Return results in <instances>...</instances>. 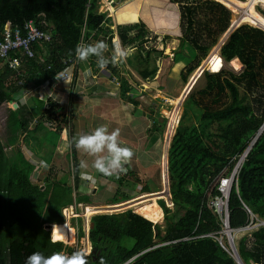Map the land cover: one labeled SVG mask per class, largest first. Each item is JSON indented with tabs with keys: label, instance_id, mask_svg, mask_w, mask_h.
Segmentation results:
<instances>
[{
	"label": "trees",
	"instance_id": "1",
	"mask_svg": "<svg viewBox=\"0 0 264 264\" xmlns=\"http://www.w3.org/2000/svg\"><path fill=\"white\" fill-rule=\"evenodd\" d=\"M171 2L179 4L182 44L187 42L194 49V56L181 71L185 82L231 26L232 11L218 0ZM101 4L102 0H0L1 37L7 23L13 28L23 27L29 20L52 32L50 41L34 44L33 56L15 49L8 58L0 57V106L11 100L18 105L8 110L6 141L0 135V264H25L26 257L35 251L45 256L54 253L71 256L75 252L72 243L53 240L47 226L65 222V207L93 202L91 194L81 190L75 147L71 146L68 152L71 170L50 165L53 154L50 150L49 161L45 158L50 167L41 176L42 167L26 157L21 144L29 130L36 134L39 129L49 128L60 134L63 122L69 123L68 131L73 135L74 108L49 96L46 100L36 99L37 110L33 113L16 94L30 81L51 84L50 79L64 70H72L73 78L58 86L72 84L78 67L87 62L98 67L94 56L86 61L77 60L75 48L78 44L104 41V37L114 45L115 32L108 24V10H101ZM137 20L132 15L118 20L121 24L117 33L124 45L136 41L144 45L148 41L150 31L143 21ZM147 52V57L140 54L144 67L140 73L144 79L155 73L148 70L151 50ZM220 55L226 61L238 58L242 69L205 70V85L190 92L183 103V113L168 150L174 208L167 206L164 199L160 204L165 226L132 208L97 212L91 216L92 250L84 257L86 264H122L135 255L127 264H237L212 235H200L222 228L220 216L208 206L210 197L218 193L213 183L225 168L234 167L264 125V29L249 22L238 25L221 45ZM14 58L21 59L17 68L10 64ZM107 68L112 75L120 74L117 64L109 63ZM122 79L125 95L130 84ZM165 123V117L154 120L152 129L157 135L163 134ZM128 176L129 172L125 176L109 175L116 180L117 188L107 204L133 197L122 189L132 179ZM143 189L150 191L148 184ZM244 203L264 218V130L244 159L229 195L232 227L249 220ZM75 220L73 225L80 240L85 235L83 218ZM238 250L245 264L264 263V226L241 236Z\"/></svg>",
	"mask_w": 264,
	"mask_h": 264
},
{
	"label": "rangeland",
	"instance_id": "2",
	"mask_svg": "<svg viewBox=\"0 0 264 264\" xmlns=\"http://www.w3.org/2000/svg\"><path fill=\"white\" fill-rule=\"evenodd\" d=\"M130 1H134V0H115V2L112 4V6H110L109 4L106 3L105 0H102L101 10H108V18L110 20L108 24L110 25L111 29H113L115 32L114 37L112 39V42H114V45L119 44L122 46V44H123L121 42V39H120L118 33H117V26H118V24H121V22H118V20L119 19H126L130 15H132L134 18H138V20L135 22L143 21L145 23L147 29L150 31V34L147 36H150L151 38L152 37L153 38L147 43L148 46L152 47L153 45H157L158 48H163V46H165L164 51L156 52V54L153 53V59L156 58V61L154 60L151 63V65L157 64L159 69L162 71L161 75L158 78V80H159L158 81L159 82L158 89L159 90L153 91V93H152V91H150L151 86L147 85L146 89H144V91H143L144 93L147 94V98L142 97L141 100L146 101L148 103H149V101H151V100H149V98L150 99L152 98L153 100L157 99L158 103H160V101H161V103L163 105V107H161V109H160L161 114L163 116V117H161V120H164V117H165L166 123H165L164 131H163V138L161 139L160 143H158L157 148L154 149L155 152L153 151L154 152L153 156H150L151 153L149 150V156L150 157L142 156L146 160H144L143 158H141L139 156V158L142 160L141 166H139L138 161H135V162L133 161L131 164L132 168H134V170L138 171L137 172L138 173L137 174L138 180L136 181V184H135V182H133L134 186L131 189L126 188L127 186H124V188H122V189L125 192L130 193L131 196H134L133 199L138 198L135 202H139V200L151 198L150 195L142 197L143 195H146V193H154V192L159 193V192L163 191L164 193L162 192L161 194L159 193L156 195H159L160 197L162 196V199L165 200L166 205L169 206L170 208H174L173 202H171V197H169V195H168V190L170 189L169 177L167 175V173H168V171H167L168 146H169L171 138L173 137V135L175 133L176 127L179 124L180 118L182 116L183 103H184L186 97L190 94V92H192L195 89H199V88L203 87L206 83L204 72H205V70L211 71V69L206 65V60H207L208 56L210 55V53L212 51L219 48L223 44V42H225V40L230 35L232 28L230 27L221 36V38L219 39L220 43L218 42L213 48H211L208 55L201 61V64L189 75L188 80L184 82L182 75H181V71L184 69L187 61L192 59V57L194 56V49L187 42H183V44H182V34L183 33H182L181 24H180L179 4L171 2V0H139L140 1V7H139L140 10L138 8V13L140 11V15H139L135 11L132 13L130 12L133 9L132 8L133 6L131 7V6L124 5ZM218 1L224 3L225 5L227 4L226 2H224L226 0H223V1L218 0ZM226 6L229 7L232 11V22H233L234 20L237 19V17L239 16V13L236 9L230 7L228 4ZM112 8H115V9L118 8L117 12L114 13ZM256 11L264 16V11H261L260 8L257 7ZM175 12H177L176 18H174ZM124 23H130V22H124ZM177 29H178V31H177ZM102 40H105V43L108 46L106 51H105V55H110L114 45L112 46L110 44L108 37L107 38L104 37ZM129 45H131V44H129ZM125 47H127V46L123 44V48H125ZM177 53H178V55H177ZM174 54L177 55V57L176 56L174 57ZM176 58H178V59L175 60ZM232 60H230V61L224 60L223 66L221 67V69L227 68V69L235 70L237 72L240 71L242 69L241 68V62H240V66L238 67L234 64V62H232ZM116 64L118 65V67L120 69V73L122 75L128 77V79L132 82L134 88L140 89L142 80H144L141 78L140 74H137L134 71H133L134 73H132L128 67H124V66H127L125 59L119 60ZM74 65L76 66V63ZM74 73H75V67H74ZM194 76H195V79L193 82L194 83L193 87H192L193 89L191 88L190 90L188 89L189 91H187L186 87ZM196 78L199 80H197ZM115 79L117 80L118 78H115ZM154 80H144V81H146L145 82L146 84H150L149 81H154ZM116 86H117V88L114 89V91H111V93L113 92L112 96L115 99L119 98V94L121 91V89L119 88V83H116ZM44 87H48V86L44 85ZM35 90H36V88H35ZM50 91H52V93L55 96H59L57 90L51 89ZM133 91H134L133 96H136V99L140 98L143 95V94H137L135 90H133ZM168 98L170 99V101ZM176 100H177V102H176ZM57 101L62 102V104H65L64 101L63 100L61 101L60 98H58ZM109 102H112V100L110 99ZM10 107L14 108L13 104H2L0 106V135L3 137V139L5 141H6V118H7L8 110ZM137 114H139V112ZM171 118L173 119V121H171L172 120ZM54 124L56 125V123H54ZM140 124H141V127L145 126V123H143V122H141ZM149 124H152V123H150V120H149ZM62 125L64 127H66V129L68 130L69 123L63 122ZM97 125L99 126V123H97ZM42 130H43V133L41 132L40 134H38V133L35 134L34 131L29 130L28 134L25 137L26 139L24 138V140H25L24 142L29 143L30 139H32V137H33V141L31 140L33 145H43L44 143L47 142V144L50 145L49 148H54V147L58 146V144L61 142L60 134L57 133L55 130H52V129L50 130L49 128H46V129L43 128ZM82 132H84L83 129H82ZM82 132L79 131V133H82ZM35 135H37V138H34ZM132 135L134 136V132L132 133ZM67 142H68V140H67ZM138 142L140 143V145L142 144V146L145 145V142H143L142 139L138 140ZM46 159L49 161V158L46 157ZM147 162L149 164H151L150 167H153L152 168L153 170H156V175L158 177L159 183L156 187H154L153 191H147L144 193V192L140 191V185L143 184L141 181H143L142 179L145 180L146 174H144V176H142V174H139V173L142 172L141 171L142 168H144L143 170H145V168H146L147 170L150 171L148 166H145ZM155 163H156V165H153ZM71 164L72 163H71L70 159H69V161L66 160V161L59 163L60 166L67 167V168H69V170H71ZM49 167H50V165H48L47 163H43V168H41L43 170L40 172V175L42 176L45 173L44 170L48 169ZM57 167L58 166L56 165V168ZM125 169H128V168L125 167ZM147 174H149V173H147ZM120 175L122 176V173ZM134 175L135 174L133 172H131L130 177L129 176L128 177L133 178ZM156 175H155V171H154V176H156ZM147 177H149V176H147ZM152 178H153V176H152ZM115 189L116 188H114V186L111 184L109 187L107 185H104V186L100 185L99 189H97L95 192H94V189L92 187H89L88 189H86V193L91 194L93 202L92 203H84L83 207H78V209H77V211L79 213V217L83 218V225H84V231H85V235L83 237H81L80 240L78 239V236H77V228L73 225L76 220L71 215V212H73L74 210L70 206H67L69 209L66 207L64 208L65 216L67 215L65 222L72 225L74 228V232H76V233L74 234L75 241L72 244L67 243L65 241H63V242L70 244V245H74L75 248H78L79 250H81L85 254H89L92 250L91 249L92 247H89V245L91 244V241L89 239V227H90V223H91V216L93 214H95L97 212H121V211H124L128 208H132L134 211H136L137 205H134L135 204L134 202H130L129 204L125 203V202H128L130 199H126V200L119 202L118 204H122V203H124V204L118 205V206H116L117 203L111 204V205L106 203L108 198H110L114 194L113 192H115ZM162 199H158L157 202L159 205L162 204V202H161ZM84 205H88L90 207H97V208H95V210H97V211L92 212L90 214H87L86 213L87 209L85 208ZM98 205H99V207H98ZM131 205H134L135 208L133 206L131 207ZM161 207H162V205H161ZM157 223H160L162 225V227H164L165 226L164 216H162V218ZM51 230H52V228H51ZM240 236L241 235H238V238L236 240L237 244H238V240H239ZM131 242H132V239H129V243H131ZM91 246H92V244H91Z\"/></svg>",
	"mask_w": 264,
	"mask_h": 264
},
{
	"label": "crops",
	"instance_id": "3",
	"mask_svg": "<svg viewBox=\"0 0 264 264\" xmlns=\"http://www.w3.org/2000/svg\"><path fill=\"white\" fill-rule=\"evenodd\" d=\"M124 5L131 7L133 6L132 10H134L135 12H137V14H139L138 8L140 7V3H138L137 0L127 2ZM117 9L112 8L114 13L117 12ZM146 38L149 39H147L148 41L144 43V45H141L139 44L140 42L136 41L134 43H131V45H126L127 47H125L128 51V55L124 58L127 64V66L124 67H128L132 73L135 72L137 74H140L142 79L144 78L142 77L140 72L144 67L141 65L140 62L142 58L140 57V54H143L145 57H147V53H148L147 51L149 49L151 50L150 60L148 62V70L149 71L155 70V73L152 77H148L147 79L144 80H154V79L155 80L149 81L150 84H146L145 83L146 81L142 80L140 89L134 88L132 82L128 79V77L120 73V69H118L120 73L119 75H112L111 74L112 72L107 68V65L104 68L93 67L90 63L87 62L84 63L82 67L81 66L78 67L76 73L77 75L74 79V82H72V84L64 83L59 86L49 85L48 87H44L45 84L40 85L34 83L33 81H30L29 85L24 90L18 92L16 94L18 100L22 102L24 105L28 106L30 112L33 111V113H36L37 110L38 101L36 99L43 98L42 95H44L46 92H50L51 89L57 90L59 94L57 98H60L61 101L63 100L64 103L67 104L68 108L70 109L74 108L73 122L75 125L73 129L74 132L73 135L69 134V131L66 128L63 129V131H61L60 133L61 142L58 144V146L54 148H49L50 145H48L47 142L44 143L43 145H33L32 143L33 137L32 139H30L31 143L30 142L26 143L28 144V146L24 144L23 140H21L22 148L26 157L33 159L43 168V163H47L45 161V158L47 157L49 151L51 150L53 156L50 155L51 158V160L49 161L50 165L54 164L55 166L57 165L58 167H62L59 165V163L66 160L69 161L68 152L71 150V146L70 147L65 146L67 144V140H70L73 136H79L81 134L79 133V131L82 132V129L84 130V132L82 133H88L93 131L98 126L97 123H99V125H106L109 132L113 130H118V139L123 141V143L126 146L131 148L133 154L129 158L128 162L125 164V167L128 169H126L122 173V176H125L127 172L131 173V171H133L135 175L132 179H130V183L135 182L136 184V181L138 180L137 179L138 171L132 168L131 165L132 162L138 161L139 166H141L142 160L139 158V156L141 158H143L142 156L144 157L153 156L155 152L154 149L157 148L158 143H160L161 139L163 138V134L161 136L157 135L155 131L152 129L154 125V120L157 117L160 119L161 117H163L160 111L161 107H163L161 101L160 103H158L157 99L153 100L152 98L151 99L149 98V100L151 101H149L148 103L141 99L142 97L147 98V94L143 92L144 89H146L147 85H150L152 87V88L150 87L151 89L150 91H152V93L153 91L159 90L158 78L161 75L162 71L159 69L157 64L151 65V63L154 60L156 61V58L153 59V53L156 54V52L164 51L165 46H163V48H158L157 45H153L152 47L148 46L147 43L153 37L151 38L150 36H146ZM121 47H123V44ZM177 55L174 54V57L175 56L177 57ZM177 59L178 58H176L175 60ZM129 61H131V63H129ZM115 78L118 79L116 80ZM121 78H123L122 80L124 81L127 80L128 83L130 84L125 95H122L123 89L121 85L123 81H121ZM116 83H119V88L121 89L119 98L117 99L113 98L112 96L113 92L111 93V91H114V89L117 88ZM133 90H135L137 94H143V95L140 98L136 99V96H133V92H134ZM110 99L112 100V102H109ZM12 101L3 104H13L14 108H16V106L14 105L15 101L13 102ZM138 112L139 114H137ZM36 115L33 116L37 117ZM28 117L30 116L28 115ZM149 120L150 123L152 124H149ZM141 122L145 123V126L141 127L140 124ZM42 129H39L37 133L38 134H40L41 132L43 133ZM133 132H134V136L132 135ZM25 137L26 135H24L23 138ZM34 138H37V135H35ZM140 139H142L143 142H145L144 146H142V144L140 145V143L138 142V140ZM169 146H168V150H169ZM149 150L151 153L150 156H149ZM75 151H76V157L78 163L81 159L85 160L89 164V168L86 171H88L94 177V179L91 182L83 179L81 180L80 186L82 192L84 191L86 192V189H88L89 187H92L95 192L97 189H99L100 185L101 186L107 185L109 187L111 184L114 186V188H117L116 180L109 177V175L107 177L102 175L101 173L97 172L94 168L91 167L92 161L95 158L94 156L87 154L82 149L78 150L75 148ZM143 159L146 160L145 158ZM153 165H156V163ZM145 166H148L150 171L147 170L146 168L145 170H143L144 168H142L141 169L142 172L139 173L142 174V176L146 174L145 180L142 179L144 182L141 181L143 184L140 185V191L144 193L147 192L144 191L143 189V186H145V184H148L150 191H153L154 187H156L159 183L158 177L156 175V170H153L152 169L153 167H150L151 164H149L148 162L146 163ZM81 171L82 170L80 169V174ZM154 171L156 176H154ZM130 183L127 185L126 188L131 189L133 187L134 184L132 183L130 184ZM168 195L169 197H171L170 189L168 190ZM131 198L133 199L134 196ZM131 198H128L130 199L129 201L132 200ZM158 199H162V197L159 196L157 198V201ZM162 216H164V211ZM89 247H92L91 244L89 245Z\"/></svg>",
	"mask_w": 264,
	"mask_h": 264
},
{
	"label": "built area",
	"instance_id": "4",
	"mask_svg": "<svg viewBox=\"0 0 264 264\" xmlns=\"http://www.w3.org/2000/svg\"><path fill=\"white\" fill-rule=\"evenodd\" d=\"M105 1L110 6H112V4L115 2V0H105ZM243 1L247 5L246 6H240V5L236 6L239 16L237 17L236 20L231 22L232 26L230 27L232 29L244 23L242 22L238 25L236 24L241 19L242 16L250 13L251 6H253L255 10H257V7H258L260 8L261 11H264V1L263 0H243ZM245 22H249V21H245ZM249 23L255 26L261 27L260 24L255 23V22H249ZM51 39H52V32L49 30L40 28L39 26L35 24L33 20L27 21L23 27L18 26V27L13 28L10 25V23H7L5 25V30L3 32L2 37L0 36V57L8 58L10 51L15 50V49H21L24 54L33 56L35 54L34 49H33L34 44H36L37 42H41V41H50ZM10 64L13 68H17L21 64V59L14 58L13 60H11ZM72 78H73L72 70L70 71L64 70L61 73L57 74L54 77V79H50L49 82L51 84L45 83V85L55 86L64 81H70L72 80ZM42 96H43V99L45 100L49 96H52L54 99H58L57 96H55L52 93V91L46 92ZM65 128L66 127H64V129ZM251 146H252V143L249 144V146L244 150L242 154H240L236 164L234 165L232 169H229L228 167L225 168L224 171L215 179L213 183V185L217 186L218 193L210 197L208 201V206L213 210L214 213L220 216V219L222 222V228L217 232L200 235V236L212 235L218 241L220 246H222L235 259L237 264H245L238 250V244L236 241L238 238V235L243 236L246 234H251L253 231L257 230L260 226H264V218H260L245 203H244V207L249 213V220L244 225H241L238 227H232L230 224V220H229V209H228L229 195H230L233 185L236 184L237 182L239 170L248 152L250 151ZM83 204L84 203L79 202V203H74V204L69 205L74 210L73 212H71V215L74 218L79 217V213L77 209L78 207H83ZM88 207L90 206L88 205L85 206L86 209H88ZM198 236H195V237H198ZM75 251H80V250L78 248H75ZM65 256H70V255L68 253H65ZM134 257H136V255L122 264H127L128 262L133 260ZM252 263L253 264H264L258 261H255Z\"/></svg>",
	"mask_w": 264,
	"mask_h": 264
},
{
	"label": "clouds",
	"instance_id": "5",
	"mask_svg": "<svg viewBox=\"0 0 264 264\" xmlns=\"http://www.w3.org/2000/svg\"><path fill=\"white\" fill-rule=\"evenodd\" d=\"M107 47L104 41L78 44L75 48V57L79 61H86L90 56H94L96 57L97 66L104 68L109 63L116 64L128 55L127 49L121 47L119 44L113 46L110 55H105ZM65 146H74L76 149H82L87 154L94 156L95 158L92 161L91 167L105 175H119L123 173L126 170L125 164L133 154L131 148L118 139V130L109 132L106 125H99L91 132L73 136ZM79 168L82 170L81 178L83 180L91 182L94 179L86 171L89 168V164L85 160L81 159L79 161ZM85 255L82 251H75L71 256H65L63 253L45 256L42 252L35 251L26 257L25 264H86Z\"/></svg>",
	"mask_w": 264,
	"mask_h": 264
},
{
	"label": "bare ground",
	"instance_id": "6",
	"mask_svg": "<svg viewBox=\"0 0 264 264\" xmlns=\"http://www.w3.org/2000/svg\"><path fill=\"white\" fill-rule=\"evenodd\" d=\"M223 1V0H222ZM264 1V0H263ZM226 2L230 7L234 8L237 10L236 6L240 5V6H246L247 4L243 1V0H226L224 1ZM226 4V5H227ZM245 21H250V22H255L260 24L262 27H264V16L262 14H260L259 12H257L255 10V8L253 6L250 7V13L247 15H244L241 17V19L236 23L237 25L245 22ZM220 43V42H219ZM220 46V45H219ZM224 58L221 57L220 53H219V48L215 49L214 51H212L210 53V55L208 56L207 60H206V65L211 69V71H218L221 69V67L223 66V60ZM232 62H234V64L236 66H240V61L238 58H234L232 60ZM203 66V65H202ZM204 68V67H203ZM195 76L192 78V80L189 82V84L187 85V91H189L192 87H193V82H194ZM197 79V78H196ZM199 80V79H197ZM196 80V81H197ZM196 83V82H195ZM189 89V90H188ZM193 89V88H192ZM182 94V93H181ZM178 100V99H177ZM176 100V102H177ZM182 103V102H181ZM173 115V114H172ZM173 117V116H172ZM172 119V118H171ZM173 121V119L171 120ZM175 124V123H174ZM169 134V133H168ZM167 137V136H166ZM166 142V141H165ZM165 148V147H164ZM166 149V148H165ZM167 158V157H166ZM165 158V159H166ZM164 161V160H163ZM168 162V161H167ZM167 164V163H166ZM164 167V166H163ZM168 175V173H167ZM165 182V181H164ZM167 183V182H166ZM165 189V188H164ZM168 189V188H167ZM163 191L159 192L160 194ZM166 192V191H165ZM159 193H148L144 196H148L150 195L151 198L148 199H144V200H139V202H135L137 199H132L131 201L125 202L127 204H129L130 202L134 201V205L136 206V211L140 214H142L143 216L147 217L148 219L154 221V222H158L163 215V210L161 208V206L158 204L157 202V198L159 197ZM164 193V192H163ZM162 197V196H161ZM146 198V197H145ZM167 199V198H166ZM169 200V199H168ZM124 204V203H122ZM122 204H117L118 205H122ZM133 204V203H132ZM95 205V204H94ZM111 205V204H110ZM131 205V206H134ZM86 206V205H84ZM92 206V205H91ZM125 206V205H124ZM99 207V205H98ZM95 208L97 207H88L87 209V214H90L92 212H96L97 210H95ZM107 208V207H106ZM111 208V207H110ZM135 208V207H134ZM71 209V208H70ZM105 209V208H104ZM119 209V208H118ZM99 210V209H98ZM102 210V209H101ZM100 210V211H101ZM67 216V215H66ZM88 220V219H87ZM74 228L72 225L68 224L67 222H62V223H53L52 224V237L55 240H62L65 241L67 243H73L75 241L74 238Z\"/></svg>",
	"mask_w": 264,
	"mask_h": 264
},
{
	"label": "water",
	"instance_id": "7",
	"mask_svg": "<svg viewBox=\"0 0 264 264\" xmlns=\"http://www.w3.org/2000/svg\"><path fill=\"white\" fill-rule=\"evenodd\" d=\"M261 28H263L264 29V27H262L261 26ZM12 101V100H11ZM14 105L17 107V103L15 102L14 103ZM264 130V125L261 127V129H260V131H259V133L257 134V136L255 137V139H254V141L252 142V144H254V142L257 140V138L259 137V135L261 134V132ZM252 147V146H251ZM93 223L91 222L90 223V227H89V230H90V228H92L93 227ZM47 226H48V228L51 230V228H52V223H50V224H47ZM52 234V233H51ZM53 238V237H52ZM53 240H55L54 238H53Z\"/></svg>",
	"mask_w": 264,
	"mask_h": 264
}]
</instances>
